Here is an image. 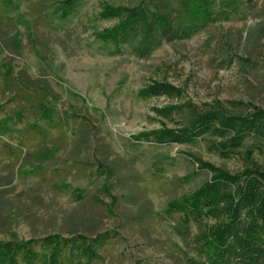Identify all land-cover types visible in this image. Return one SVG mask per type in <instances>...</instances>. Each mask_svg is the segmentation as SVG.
Returning a JSON list of instances; mask_svg holds the SVG:
<instances>
[{"label": "rangeland", "instance_id": "rangeland-1", "mask_svg": "<svg viewBox=\"0 0 264 264\" xmlns=\"http://www.w3.org/2000/svg\"><path fill=\"white\" fill-rule=\"evenodd\" d=\"M62 1L0 0V240L104 234L97 255L72 264H198L215 218L186 219L169 203L211 179L202 162L264 171V137L141 134L209 107L264 109V0H208L213 20L188 36L178 0H144L147 13L173 16L174 32L136 31L118 46L100 40L118 21L101 12L141 0ZM157 83L179 92L141 95Z\"/></svg>", "mask_w": 264, "mask_h": 264}, {"label": "trees", "instance_id": "trees-1", "mask_svg": "<svg viewBox=\"0 0 264 264\" xmlns=\"http://www.w3.org/2000/svg\"><path fill=\"white\" fill-rule=\"evenodd\" d=\"M79 1L63 0L61 7L70 10ZM177 12L186 20V26L181 27V33L186 36L213 20L208 0H178ZM101 13L103 18H118L111 27L98 32L101 41L115 46L126 43L136 31H141L145 40L156 30L164 36L174 32L173 16L166 12L147 13L144 0L133 7L105 5ZM178 92V88L169 83H157L140 93L152 96ZM167 109L170 106L157 111L165 115ZM42 112L49 117L46 108H42ZM209 128L219 135L232 132V138L243 137L249 131L264 137V109L257 108L244 115L229 114L221 107H209L193 111L191 120L184 127L153 130L141 135H153L157 142L184 143ZM202 163L213 173L211 179L168 205L169 211L183 212L186 219L201 215L215 218L206 233H201L198 264H262L264 171L249 170L238 175L212 163ZM106 238L99 234L89 243L82 234L63 237L54 233L42 238L0 240V264H72L77 256L97 255L93 245L103 243ZM37 245L39 249H35Z\"/></svg>", "mask_w": 264, "mask_h": 264}]
</instances>
